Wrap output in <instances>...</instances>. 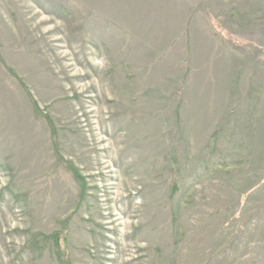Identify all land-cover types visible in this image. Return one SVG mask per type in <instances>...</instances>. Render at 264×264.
Listing matches in <instances>:
<instances>
[{
    "label": "rangeland",
    "instance_id": "1",
    "mask_svg": "<svg viewBox=\"0 0 264 264\" xmlns=\"http://www.w3.org/2000/svg\"><path fill=\"white\" fill-rule=\"evenodd\" d=\"M0 264H264V0H0Z\"/></svg>",
    "mask_w": 264,
    "mask_h": 264
}]
</instances>
